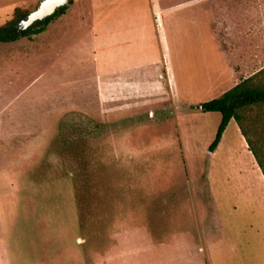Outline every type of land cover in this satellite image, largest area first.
Listing matches in <instances>:
<instances>
[{"label":"rangeland","instance_id":"obj_1","mask_svg":"<svg viewBox=\"0 0 264 264\" xmlns=\"http://www.w3.org/2000/svg\"><path fill=\"white\" fill-rule=\"evenodd\" d=\"M255 1L207 0L202 28L196 7L184 11L192 23L170 45L172 99L124 115L83 107L78 75L51 68L65 41L46 58L42 40L38 55L25 37L0 41V243L15 263L264 264L256 161L233 119L210 152L221 114L200 109L234 85L222 57L236 33L237 55L253 57L248 70L237 64L238 82L264 68ZM39 2L0 0V25L10 8ZM243 124L264 162V106Z\"/></svg>","mask_w":264,"mask_h":264},{"label":"crops","instance_id":"obj_2","mask_svg":"<svg viewBox=\"0 0 264 264\" xmlns=\"http://www.w3.org/2000/svg\"><path fill=\"white\" fill-rule=\"evenodd\" d=\"M206 1L168 0L163 4L161 0H145L135 5L131 0H71L65 11L54 17L40 33L22 37L28 40L27 50L32 55H38L34 48H38L37 42L42 40L40 52L43 58L49 56V51L53 50L52 45H61L65 41L63 53L56 55L59 61L51 62L54 65L49 66L54 68L58 65L65 75L70 71L78 75L70 82L77 88L79 98L88 101L82 103L83 107L89 104L104 108L109 116H117V113L124 115L133 109L172 99L175 86L170 45H178L183 23H192V18H188L184 11L196 7L195 23L197 28H202L206 12L199 7ZM262 2L264 4V0L255 1L254 7L262 9ZM16 7L5 12L4 23L12 18ZM2 16L0 10V21ZM252 17L255 21H264V11L256 12ZM61 20H66L64 36L61 34ZM261 26L264 27V24ZM232 40L229 44L233 45L222 60L228 63L230 73L235 77V85L239 73L237 64L243 62V67L248 70V62L253 57L251 49L243 57L238 56L237 33ZM261 42L264 40L261 39ZM148 114L153 115V112L149 111ZM255 174L260 176L264 186V176L257 163ZM0 264L22 263H15L11 252L0 243Z\"/></svg>","mask_w":264,"mask_h":264},{"label":"trees","instance_id":"obj_3","mask_svg":"<svg viewBox=\"0 0 264 264\" xmlns=\"http://www.w3.org/2000/svg\"><path fill=\"white\" fill-rule=\"evenodd\" d=\"M67 7L59 9L54 15L48 17L44 21H39L26 30L15 32L13 25L24 18L28 11L16 7L10 20L0 26V41L7 42L15 40L28 34L40 33L44 27L57 15L62 14ZM264 68L257 71L253 75L246 77L236 83L234 86L223 92L219 97L201 103L200 109L203 112H219L221 119L218 124L214 139L208 146L210 152H214L217 148L222 134L231 119L235 120L242 136L248 146V150L252 153L257 165L264 176V162L261 159L258 148L249 137L247 129L244 127V111L252 106H264V82L257 80L259 73Z\"/></svg>","mask_w":264,"mask_h":264},{"label":"water","instance_id":"obj_4","mask_svg":"<svg viewBox=\"0 0 264 264\" xmlns=\"http://www.w3.org/2000/svg\"><path fill=\"white\" fill-rule=\"evenodd\" d=\"M71 0H40L37 7L13 25L15 32L26 30L39 21L54 15L59 9L67 7Z\"/></svg>","mask_w":264,"mask_h":264}]
</instances>
